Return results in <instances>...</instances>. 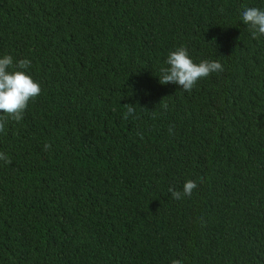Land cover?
Listing matches in <instances>:
<instances>
[{"label": "trees", "instance_id": "obj_1", "mask_svg": "<svg viewBox=\"0 0 264 264\" xmlns=\"http://www.w3.org/2000/svg\"><path fill=\"white\" fill-rule=\"evenodd\" d=\"M244 7L264 0H0V58L42 89L0 132V264H264V36ZM180 46L223 72L160 84Z\"/></svg>", "mask_w": 264, "mask_h": 264}, {"label": "clouds", "instance_id": "obj_2", "mask_svg": "<svg viewBox=\"0 0 264 264\" xmlns=\"http://www.w3.org/2000/svg\"><path fill=\"white\" fill-rule=\"evenodd\" d=\"M241 16L253 39L264 36V9L244 7ZM30 66L31 61L28 59H21L14 65L12 56L4 55L3 58H0V132L5 130L9 118L17 122L21 121L29 102L42 92L39 83L23 71ZM13 68L17 70L10 71ZM223 70L222 64L215 60L194 63L187 48L180 46L168 54L165 66L159 70L158 78L162 85L172 83L179 85L186 92H191L198 81L206 79L214 73L223 72ZM125 107L124 119H128L129 116L135 118V106L126 104ZM163 107L166 109L167 104H164ZM141 138L143 137L141 136ZM50 148V144H45V151ZM0 160H3L5 164H11L10 157L4 153H0ZM197 187L195 181L188 180L183 185L182 193L172 187H169L168 191L174 199H182L184 196L191 197ZM172 264H182V262L174 259Z\"/></svg>", "mask_w": 264, "mask_h": 264}]
</instances>
